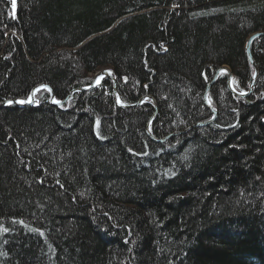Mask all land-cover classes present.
<instances>
[{"label": "trees", "instance_id": "1", "mask_svg": "<svg viewBox=\"0 0 264 264\" xmlns=\"http://www.w3.org/2000/svg\"><path fill=\"white\" fill-rule=\"evenodd\" d=\"M15 2L0 0V103L41 83L62 100L102 68L115 82L0 105V264H264V34L251 93L220 72L215 118L192 125L220 66L248 90L264 0ZM114 85L155 103L118 106ZM154 110L155 137L180 133L153 140Z\"/></svg>", "mask_w": 264, "mask_h": 264}, {"label": "water", "instance_id": "2", "mask_svg": "<svg viewBox=\"0 0 264 264\" xmlns=\"http://www.w3.org/2000/svg\"><path fill=\"white\" fill-rule=\"evenodd\" d=\"M261 34H264V32H260V31L254 32V33H252V34H250V35L248 36V38L246 39V42H245V50H246L247 57H248L249 61L251 62V64H252L253 67H254V75H253V78H252V81H251V83H250V85H249L248 90H247L246 92H243L244 95H241V92H237V91L232 87V83H231L232 72H231L230 68H229L227 65H222V66H220V67L216 70L215 74H214L213 77H212V80H211L210 83L206 86V88H205V90H204V93H203V101H204L205 105H206V106L210 109V111L213 113V115H212V117H211L209 120H205V121H202V122H197V123H194V124H192V125H203V124H208V123L212 122L213 119L215 118L216 111H215V109L210 105V103H209V101H208V90H209V86H210L211 83L216 79V77L218 76V74L220 73L221 70H226V71H225V72L227 73V76H226V84H227V88L229 89L230 92H232L233 94H235V95H237V96H240V97H242V96H247V95H249V94L251 93V91L253 90V87H254V85H255L257 79H258L259 70H258V66H257V64H256V61L254 60V58H253V56H252V54H251L250 47H251V43H252L253 39H254L255 37L261 35ZM107 71H108L107 69H100L99 71H97L96 73H94V75L92 76V80H91L90 84H91V83L95 80V78H96L97 76H99L102 72L104 73L105 76L112 78L113 81L115 82V80H114V78L112 77V75H111V76H108V75H107ZM90 84H89V85H90ZM41 85H46V84L41 83V84L36 85V86L31 90L30 94L33 92L34 89L39 88ZM89 85H87V86H79V87H75L74 89H72V90L67 94V96H66L64 99H62V100H60V101H62V103H64V102L70 97V95H71L74 91H77V90H89V89H91V88L89 87ZM46 86H47V89H51L48 85H46ZM30 94H29V95H30ZM113 96H114V99H115V101H116V96H117V95H116L115 85H114V88H113ZM145 96L149 97L153 102H155V100H154V98H152V96H150L149 94H146V95L142 96L140 99H138V100H137L135 103H133V104H123V105H118V106H121V107H130V106H133V105L140 104V103H141L140 101L143 100ZM53 97H54V94H53V92H52V90H51V91H50L49 102L52 103V104H54V103L52 102V101H53ZM27 99H28V98H27ZM27 99H26V100H27ZM7 100H13V101H16L17 99H6V100H4L3 102H1L0 105H4V104H5L4 102L7 101ZM36 103H38V99L34 96V97H33V103H31V104H28V103H26V104H16V103H13V104L18 105V106H22V105H33V104H36ZM54 105H57V104H54ZM57 106H58V105H57ZM155 113H156V110H154V112L151 114V116L149 117L148 122H147V124H146V131H147V134H148L153 140H155V141H164V140L167 139L169 136L180 133V132L177 131V132H172V133H169V134H167V135H164V136H162V137H160V138L155 137V136L150 132V130H149V123H150L152 117L155 115ZM186 129H187V128H186ZM186 129H185V130H186ZM185 130H183V131H185Z\"/></svg>", "mask_w": 264, "mask_h": 264}, {"label": "snow or ice", "instance_id": "3", "mask_svg": "<svg viewBox=\"0 0 264 264\" xmlns=\"http://www.w3.org/2000/svg\"><path fill=\"white\" fill-rule=\"evenodd\" d=\"M12 7L15 8L16 7V2L15 0H12ZM226 70H221V72H225ZM107 75L108 76H111L112 73H111V70H108L107 71ZM105 75L104 73L102 72L99 76H97L95 78V80L89 85L90 88H95V87H99L101 86V82L105 80ZM207 78V77H205ZM124 80L125 82H127V77H124ZM145 88L148 87V85H144ZM43 88V89H46L47 91H51V89H47V86L46 85H41L39 88H36L33 90V92L28 96V99L27 100H16V101H13V100H7L5 101L4 103L7 104V105H12L13 103H16V104H31L33 103V97L35 96L36 92L40 91V89ZM241 95H244L243 92H241ZM69 100L71 99V97L68 98ZM149 100V97L145 96L143 100H141L140 102L141 103H144L145 101ZM54 104H57V105H62V101L56 99L55 97H53V101H52ZM210 102V101H209ZM116 104L117 105H123V102L122 100L120 99L119 95L116 96ZM171 107V106H169ZM151 123V122H150ZM234 126V125H233ZM97 127H99V121H97ZM219 127V126H217ZM151 130V129H149ZM99 135V133H98ZM129 151H131V149H129ZM144 155H147V153H144ZM59 183V182H57ZM22 223V222H21ZM4 231L7 232L8 229L7 228H4Z\"/></svg>", "mask_w": 264, "mask_h": 264}, {"label": "rangeland", "instance_id": "4", "mask_svg": "<svg viewBox=\"0 0 264 264\" xmlns=\"http://www.w3.org/2000/svg\"><path fill=\"white\" fill-rule=\"evenodd\" d=\"M12 10H14V8L12 7ZM254 33V32H253ZM100 69H98V70H96L94 73H96L97 71H99ZM108 70V69H107ZM94 73L91 75V76H93L94 75ZM113 77V76H112ZM232 87H233V85H232ZM234 88V87H233ZM91 89H94V88H91ZM90 90V89H89ZM237 91V90H236ZM238 92V91H237ZM144 95H146V94H144ZM144 95H142V96H144ZM208 95H209V91H208ZM142 96H140L138 99H140ZM114 97V96H113ZM150 99V98H149ZM151 100V99H150ZM208 101H209V98H208ZM153 103H155V102H153ZM210 103V102H209ZM211 105V104H210ZM216 111V110H215ZM213 114V113H212ZM211 118V117H210ZM209 118V119H210ZM208 119V120H209ZM150 124V123H149ZM150 129V128H149ZM147 132V131H146ZM151 132V131H150Z\"/></svg>", "mask_w": 264, "mask_h": 264}, {"label": "bare ground", "instance_id": "5", "mask_svg": "<svg viewBox=\"0 0 264 264\" xmlns=\"http://www.w3.org/2000/svg\"><path fill=\"white\" fill-rule=\"evenodd\" d=\"M102 69H103V68H102ZM91 80H92V77H91ZM91 80H90V82H91ZM89 84H90V83H89ZM89 84H88V85H89ZM86 86H87V85H86Z\"/></svg>", "mask_w": 264, "mask_h": 264}]
</instances>
